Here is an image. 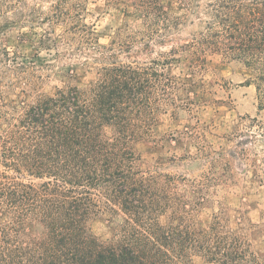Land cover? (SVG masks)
I'll use <instances>...</instances> for the list:
<instances>
[{
	"label": "trees",
	"instance_id": "obj_1",
	"mask_svg": "<svg viewBox=\"0 0 264 264\" xmlns=\"http://www.w3.org/2000/svg\"><path fill=\"white\" fill-rule=\"evenodd\" d=\"M32 1L45 0H0V264H264L252 241L264 240V216L232 222L222 206L208 223L199 218L213 187L245 177L264 185V0H107L133 23L105 45L82 22L81 3L48 0L45 14ZM56 24L75 45L58 48L48 30ZM194 24L199 30L182 39ZM42 25L33 54L4 43L17 31L23 44L20 30ZM43 49L71 62L70 75L92 68L95 78L21 99L52 65ZM208 56L245 70L256 116L240 119L225 137L230 147L201 148L198 180L144 164L137 146L154 143L162 114L222 102L212 98L216 83L199 86ZM103 217L120 219L109 240L91 229Z\"/></svg>",
	"mask_w": 264,
	"mask_h": 264
},
{
	"label": "rangeland",
	"instance_id": "obj_2",
	"mask_svg": "<svg viewBox=\"0 0 264 264\" xmlns=\"http://www.w3.org/2000/svg\"><path fill=\"white\" fill-rule=\"evenodd\" d=\"M40 4L45 14H49L51 7L48 0L43 2H30ZM69 5L81 3L83 6L82 22L94 28L101 44H108L114 32L123 23L129 22L114 7L107 5V0H67ZM48 25H42L31 32L29 29L20 30V34H26L25 41L20 44L17 31L10 34L4 43L11 49H17L23 54H33V46L38 43L43 35V29ZM50 38L56 41L58 48L63 42L76 44L73 33H65L63 24H56L49 27ZM199 30L196 24L188 25L182 32V39H188L189 33ZM30 32V33H28ZM54 48V47H52ZM41 56L46 58L45 63L52 64L49 68L38 71L37 86L22 96L30 101L37 94L53 95L60 89H67L72 86L83 87L95 78V71L92 68H79L70 75L65 66L71 62L61 60L54 62L48 53L53 51L46 49L40 51ZM210 68L202 77L199 86L202 84L214 85L212 95L215 100L221 103L207 106H196L192 113L181 111L176 117L170 112L160 116V122L154 129V143L139 144L137 150L141 153L144 164L156 163L163 165V172L176 176H183L187 179H200L206 171V167L200 162V150L204 146H210L217 150L220 146L230 147L225 137L233 133L245 116H256L257 100L256 90L253 85L246 84L248 78L245 70L236 63L227 64L222 62L220 57L208 56ZM38 65V64H37ZM181 69L174 67L172 74L179 76ZM223 80V81H221ZM226 83L228 89L220 91L217 83ZM200 88V87H199ZM200 90V89H199ZM206 204L200 209V223H208L212 215L219 211L222 206L228 208V214L232 222L236 218H243V222L259 224L264 216V185L249 178L241 179L234 186H215L206 195ZM120 223V219L109 220L107 217L95 220L92 223V232L102 238L109 240L114 236V228ZM254 249L264 252V240L260 234L252 236ZM194 264H208L202 258H194Z\"/></svg>",
	"mask_w": 264,
	"mask_h": 264
}]
</instances>
